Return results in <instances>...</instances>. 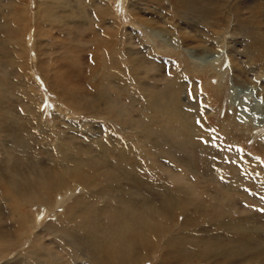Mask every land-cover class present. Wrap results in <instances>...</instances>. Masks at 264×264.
I'll return each instance as SVG.
<instances>
[{"label":"rangeland","instance_id":"1","mask_svg":"<svg viewBox=\"0 0 264 264\" xmlns=\"http://www.w3.org/2000/svg\"><path fill=\"white\" fill-rule=\"evenodd\" d=\"M0 3V184L24 200L13 210L0 189V264H264V78L246 64L264 0ZM37 7L63 15L35 21ZM176 37L198 56L162 40Z\"/></svg>","mask_w":264,"mask_h":264},{"label":"bare ground","instance_id":"2","mask_svg":"<svg viewBox=\"0 0 264 264\" xmlns=\"http://www.w3.org/2000/svg\"><path fill=\"white\" fill-rule=\"evenodd\" d=\"M10 1V0H9ZM101 1H104V0H101ZM182 2H183V0H181ZM199 1H201V0H185V4H184V6L185 7H187V8H189L190 7V9H197L198 7L199 8H201V9H204L205 11H209L210 9H213V6L215 5V4H213L214 2H219L220 1V3H221V1H222V3H224V0H202V1H206V6L208 5V8L205 6V5H201V4H199L198 2ZM11 2H12V0H11ZM93 3V2H92ZM106 3V2H105ZM1 4V3H0ZM13 4V3H12ZM94 5V4H93ZM197 5H199V6H197ZM201 5V6H200ZM9 6H11V4L9 5ZM14 6V5H13ZM17 6V5H16ZM53 8V7H52ZM63 8V7H62ZM130 8V7H129ZM198 8V9H199ZM254 8V7H253ZM9 9H11V16L12 17H16V16H18L17 18H16V21L19 23V24H24V23H26V19H25V17H26V14H23L20 10L18 11L17 9H14L13 7L11 8H9ZM43 9V8H42ZM41 9V10H42ZM216 9V8H215ZM72 10V9H71ZM181 10V9H180ZM201 11H203V10H201ZM40 11H39V8L37 7V14H34V20L36 21L37 19H41L42 21H46V20H51L50 18H55V19H58L57 17L59 16H62L63 14H61V15H59V14H56L55 16L54 15H52V14H49V12H47L46 14H38ZM53 12H54V10H53ZM115 14V16L117 15L116 14V12L114 13ZM48 16V17H47ZM54 16V17H53ZM160 16V15H159ZM162 16V15H161ZM50 17V18H49ZM117 17V16H116ZM156 17V16H155ZM185 17V16H184ZM85 18V17H84ZM84 18H82V19H84ZM5 19V18H4ZM74 19V18H73ZM155 19L156 18H154V22H151L150 21V23H148L147 24V26H146V28L153 34V36L154 37H161L162 35H161V32L159 31H154V30H152V26H153V23H155ZM159 19V18H158ZM8 20V19H7ZM120 20V19H119ZM74 22V21H73ZM137 22L138 21H136V24H137ZM170 22V21H169ZM168 21H166L165 23H169ZM63 23V22H62ZM121 23V22H120ZM142 23H146V19H142ZM6 24V23H5ZM4 24V25H5ZM37 24H38V22H37ZM41 24V23H40ZM61 24V23H60ZM9 25V24H8ZM169 25V24H168ZM63 26V25H62ZM64 27H65V25H64ZM196 27V26H195ZM101 28V27H100ZM145 28V29H146ZM167 28V27H166ZM9 29V30H8ZM8 29H7V32L9 31L10 32V34L12 33V35H14L15 36V38H16V42L18 41V39H19V36H20V34H21V32H22V30H21V28H9L8 27ZM11 29V30H10ZM168 30V29H167ZM25 33H23L22 34V37H21V39H19V41L17 42L18 44L20 43V49H18V51L20 52L21 51V54L23 53V48H24V52H25V56H30V57H32V55L31 54H33L34 52H35V50H36V52L39 54L40 52H39V50L38 49H31V48H29L28 47V41H27V39H28V37H27V35H28V32H26L25 30H23ZM103 31V30H102ZM145 31H147V30H145ZM148 31V32H149ZM4 32H5V30H4ZM227 32V31H226ZM180 27H178V29H177V34H179V36H180ZM225 34V33H224ZM183 35V34H182ZM36 36H37V34H36ZM177 36V35H176ZM208 36V35H207ZM221 36H223V35H221ZM220 36V37H221ZM39 37V36H38ZM219 37V40H217V41H225V45H227L228 43V41L226 40V39H222V38H220ZM11 38H14V37H12L11 36ZM10 37L9 38H7V40H6V42L10 45V44H16V43H13L11 40ZM40 38V37H39ZM195 39V38H194ZM165 43H167L168 45H172V46H176V47H182L184 50H185V52L187 53V54H189V57H191V58H193V59H195V57L196 56H198L197 54H196V52H195V49L193 50L192 48H190V47H188L187 46V42H188V40H187V38H183V37H176V38H173V39H169V38H165V39H162ZM197 40V39H196ZM205 40V39H204ZM190 41V40H189ZM209 41V40H208ZM208 41H204V42H208ZM25 42H27V44L23 47V43H25ZM36 42V41H35ZM6 43V44H7ZM209 43V42H208ZM207 43V44H208ZM194 44V43H193ZM206 44V45H207ZM261 44V43H260ZM17 45V44H16ZM196 45V44H195ZM199 45V44H198ZM264 45V44H263ZM248 46V45H247ZM13 47V46H12ZM16 47V46H15ZM38 47V46H37ZM193 47V46H192ZM251 46L250 47H247V51H246V53H247V55H251L250 57H249V61L246 63L249 67L248 68H250V67H255V65L257 66V68H259V69H256V70H254L255 68H253V71H252V73H254L255 74V77L256 78H264V49H258V50H255V51H251ZM71 50V49H70ZM42 54V53H41ZM201 56V55H200ZM202 57V56H201ZM200 57V58H201ZM40 58V57H39ZM198 58V57H197ZM68 59V58H67ZM263 60V61H262ZM199 63V62H198ZM35 65V64H34ZM199 65V64H198ZM37 66V65H36ZM105 67V66H104ZM35 68V67H34ZM251 69V68H250ZM252 70V69H251ZM250 70V71H251ZM34 78V77H33ZM48 78V77H47ZM32 79V78H31ZM38 82V81H37ZM200 89H201V93H202V96L203 97H205L206 99H207V102H208V104H212V102H209V98H208V93L206 92V88H205V86H201L200 87ZM59 91V90H58ZM257 93H258V97H259V90L257 89ZM26 95V94H25ZM34 98V97H33ZM257 101H258V99H257ZM231 102H232V100H231ZM258 102H260V100L258 101ZM260 106L261 107H263V111H264V102H260ZM176 113V112H175ZM33 114V113H32ZM209 114V113H208ZM260 115H262V113H259ZM258 114V115H259ZM34 115V114H33ZM253 116V115H252ZM248 117V118H245V119H240L241 120V123H242V125L246 128V133H249V132H251V130H253V128H255V124H254V120L252 119L253 117ZM208 117V116H207ZM206 117V118H207ZM262 117H263V115H262ZM34 118V117H33ZM205 118V119H206ZM259 118V117H258ZM43 119V118H42ZM42 119H41V122H43L42 121ZM262 119V118H261ZM203 120V119H202ZM209 119H207V121H208ZM206 121V120H205ZM264 121V120H263ZM169 122V121H168ZM179 122H180V120H179ZM1 124V123H0ZM15 126V125H14ZM64 127V126H63ZM263 127H264V122H263ZM262 127V128H263ZM90 128V127H89ZM88 130V129H87ZM92 130V129H91ZM23 132V131H22ZM67 133V132H66ZM70 136V135H69ZM108 136V135H107ZM34 138V137H33ZM67 139V138H66ZM8 140V139H7ZM68 140V139H67ZM183 140V139H182ZM185 140V139H184ZM264 140V139H263ZM2 141V140H1ZM0 141V142H1ZM12 141V140H11ZM8 142V141H7ZM68 142V141H67ZM122 143V142H121ZM63 144H65L64 142H63ZM13 146V145H12ZM71 147V146H70ZM7 148V147H6ZM16 148H18V147H16ZM57 149V148H56ZM121 150H123V149H121ZM2 152H4V147H2L1 145H0V154L2 153ZM123 152V151H122ZM8 153H9V151H8ZM240 153H241V155H243V156H245L250 162H251V166L252 167H258V161H256V160H254L253 158H251L250 157V155H244V153L243 152H241L240 151ZM243 153V154H242ZM71 154V153H70ZM134 154V153H133ZM63 155V154H62ZM123 155V154H122ZM76 157V156H75ZM64 158H65V156H64ZM122 159V158H121ZM75 162V161H74ZM80 163H82V162H80ZM72 165V164H71ZM38 166V165H37ZM259 166H260V164H259ZM33 167V166H32ZM68 167V166H67ZM70 167V166H69ZM72 167V166H71ZM250 168V167H249ZM16 170V169H15ZM70 170V169H69ZM73 170V169H72ZM10 171V170H9ZM7 173V172H6ZM87 173V172H86ZM79 174V173H78ZM18 176H20V175H18ZM18 180V179H17ZM259 181V180H258ZM86 182V181H85ZM263 182H260L259 181V184H262ZM15 184V183H14ZM61 184H62V182H61ZM1 185V184H0ZM18 186L20 187V185H19V180H18ZM0 189H1V191H3L2 192V194L3 195H5L6 196V200H7V202L8 203H10V207L11 208H13V210H19V208H21L22 206H23V197H22V194H21V190L19 191L18 190V188L17 187H15V186H11V185H4V184H2L1 186H0ZM84 189H85V187H84ZM36 191H38V189H35ZM90 191V190H89ZM86 192H88L87 191V189H86ZM85 196H87V195H85ZM136 195H134V197H135ZM61 197V196H60ZM46 199V198H45ZM119 199H122V198H119ZM177 199H179V198H177ZM28 201H29V204H34L32 201H30V198L29 199H27ZM44 200V198H42L41 199V201L40 202H42ZM176 200V199H175ZM179 201V200H178ZM28 203V202H27ZM178 203V202H177ZM174 204V203H173ZM44 205V204H43ZM132 205H133V203H132ZM80 206V205H79ZM100 208V207H99ZM105 209V208H104ZM12 210V211H13ZM14 213V212H13ZM78 213H79V211H78ZM128 214V213H127ZM130 214L133 216V218L135 219V220H137L138 221V223L137 224H139V227H140V230H141V232L142 231H147V232H149V233H153V232H156L157 230H158V226H159V223H158V221L157 222H153V223H151V222H149L148 221V219L143 215V213H138V214H133L131 211H130ZM98 215V214H97ZM157 215H158V213H157ZM13 216V215H12ZM99 216V215H98ZM125 217V216H124ZM128 217V216H127ZM17 218H19V217H17ZM26 218V217H25ZM21 219V218H20ZM115 219V218H114ZM26 220V219H25ZM127 220V226H128V222L130 223V219H126ZM18 221V220H17ZM22 221H24L23 219H22ZM107 222V221H106ZM122 222V221H121ZM23 223H25V222H23ZM91 223V222H90ZM109 223H112L111 221H109ZM27 224L29 225L30 224V221H28L27 220ZM27 224H26V226H27ZM131 224L133 225L134 224V222H131ZM31 225V224H30ZM130 225V224H129ZM138 227V226H137ZM18 228V227H17ZM20 229V228H19ZM123 229V228H122ZM119 231V230H118ZM132 231H135V229H133L132 228ZM21 232V231H20ZM76 237V236H75ZM76 238H79V237H76ZM133 238H134V236H133ZM153 238H154V236H153ZM151 239V237H150V239H147L148 241L147 242H145L146 244H147V248H150V247H152V245H153V241H155L156 239ZM72 239H74L75 240V238H72ZM71 239V240H72ZM15 241V240H14ZM60 241V240H59ZM66 242V241H65ZM73 242V241H72ZM78 243H79V241H78ZM139 243V242H138ZM80 244V243H79ZM6 246V245H5ZM4 246V247H5ZM62 246V245H61ZM83 247V246H82ZM85 248H87V247H85ZM89 250H91V249H89ZM93 250V249H92ZM122 250V249H121ZM35 251V250H34ZM98 251V250H97ZM155 252H156V250H155ZM38 253V252H37ZM85 253V252H84ZM129 253V252H128ZM39 254V253H38ZM37 254V255H38ZM94 254V253H93ZM31 255V254H30ZM29 255V256H30ZM36 255V256H37ZM42 255V254H41ZM52 255V254H51ZM19 256H21V255H19ZM28 256V255H27ZM28 256V257H29ZM101 256V255H100ZM127 256H128V254H127ZM93 257H95V256H93ZM40 258V257H39ZM89 258V257H88ZM87 258V259H88ZM97 258V257H96ZM33 259H34V256H33ZM32 259V260H33ZM52 259V258H51ZM82 260H83V258H82ZM90 260V259H89ZM58 261V260H57ZM85 261V260H84ZM87 261V260H86ZM91 261V260H90ZM89 261V263H91ZM125 261H126V259H125ZM112 262V261H111ZM119 262H120V264H127L128 262H130V264H132V263H134V262H136L135 260H133V261H130V260H127L126 262H124V258L123 259H119ZM94 263V262H93ZM108 263V262H107ZM117 263V262H116ZM85 264H86V262H85ZM95 264V263H94ZM112 264H114V263H112ZM134 264H138V263H134Z\"/></svg>","mask_w":264,"mask_h":264},{"label":"snow or ice","instance_id":"3","mask_svg":"<svg viewBox=\"0 0 264 264\" xmlns=\"http://www.w3.org/2000/svg\"><path fill=\"white\" fill-rule=\"evenodd\" d=\"M198 123H199V121H198Z\"/></svg>","mask_w":264,"mask_h":264}]
</instances>
